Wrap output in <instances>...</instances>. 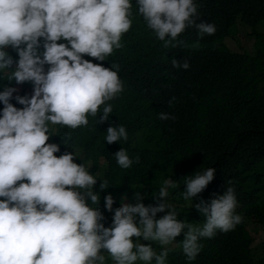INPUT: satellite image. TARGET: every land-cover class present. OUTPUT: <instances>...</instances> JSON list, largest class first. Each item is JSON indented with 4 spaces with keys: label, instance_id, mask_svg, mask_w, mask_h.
<instances>
[{
    "label": "clouds",
    "instance_id": "obj_1",
    "mask_svg": "<svg viewBox=\"0 0 264 264\" xmlns=\"http://www.w3.org/2000/svg\"><path fill=\"white\" fill-rule=\"evenodd\" d=\"M134 2L137 14L166 47L189 27L198 37L216 31V23L203 14L202 0ZM132 6L133 0H0V264H107L109 258L112 264H166V246L180 233V249L190 262L202 247L201 238L241 222L232 187L194 205L202 224L178 219L166 200L174 187L166 178L154 195L155 204H145L144 194L136 190L131 199L122 195L113 208L115 197L104 195L103 207L112 212L111 224L105 226L91 165L75 150L60 152V144L49 141L55 133L50 125H86L101 105L97 123L109 118L112 105L105 102L123 87L119 65L106 67L85 54L100 61L121 47V36L132 25ZM171 63L189 67L186 59L173 57ZM5 80L31 82V95H14L17 88ZM157 115L175 118L167 112ZM105 131L109 144L128 139L121 124H110ZM113 154L121 168L139 161L124 147ZM215 172L208 167L184 176V199L192 201ZM100 180L99 189L109 187ZM158 212L164 214L157 218ZM152 242L164 247L157 252Z\"/></svg>",
    "mask_w": 264,
    "mask_h": 264
},
{
    "label": "trees",
    "instance_id": "obj_2",
    "mask_svg": "<svg viewBox=\"0 0 264 264\" xmlns=\"http://www.w3.org/2000/svg\"><path fill=\"white\" fill-rule=\"evenodd\" d=\"M201 5L205 17L217 25L215 33L198 37L189 27L166 47L137 14L133 0L132 25L122 34L121 47L100 61L85 54L106 67L119 65L123 87L105 102L112 105L109 118L97 123L101 105L86 125H50L55 133L49 141L59 143L60 152L75 150L91 165L89 171L98 176L93 187L101 193L98 207L105 226L112 220V212L103 207L109 192L115 197L113 208L122 195L131 199L136 190L144 194L145 204H155L164 179H172L167 202L178 211V219L197 225L204 218L194 205L232 187L241 222L227 232L217 230L201 238L202 247L190 262L178 243L183 233L178 234L166 246V264H264V234H258L264 231V0H202ZM238 35L252 39L250 49L230 47L227 38ZM8 51L16 57L11 47ZM173 57L186 59L189 67H173ZM4 82L15 85L14 95L32 93L31 82ZM159 112L175 118L161 120ZM110 124L123 125L128 139L107 143ZM120 147L139 161L121 168L113 154ZM74 160L82 162L77 156ZM208 167L216 169L214 177L191 205V198L182 195L184 176ZM100 179L109 187L99 189ZM152 246L157 252L164 247L158 242ZM107 264H112L110 258Z\"/></svg>",
    "mask_w": 264,
    "mask_h": 264
},
{
    "label": "rangeland",
    "instance_id": "obj_3",
    "mask_svg": "<svg viewBox=\"0 0 264 264\" xmlns=\"http://www.w3.org/2000/svg\"><path fill=\"white\" fill-rule=\"evenodd\" d=\"M227 42L233 50H242L244 48L250 49L252 46V39L244 36L238 35L236 37L227 38ZM258 234H264V231L260 230Z\"/></svg>",
    "mask_w": 264,
    "mask_h": 264
}]
</instances>
